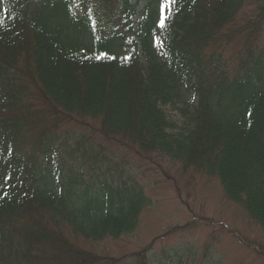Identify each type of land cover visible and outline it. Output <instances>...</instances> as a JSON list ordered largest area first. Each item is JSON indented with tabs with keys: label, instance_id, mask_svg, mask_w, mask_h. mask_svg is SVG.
<instances>
[{
	"label": "trees",
	"instance_id": "obj_1",
	"mask_svg": "<svg viewBox=\"0 0 264 264\" xmlns=\"http://www.w3.org/2000/svg\"><path fill=\"white\" fill-rule=\"evenodd\" d=\"M138 4L0 0V264L118 263L78 243L151 205L109 145L217 178L264 230V0H171L164 28Z\"/></svg>",
	"mask_w": 264,
	"mask_h": 264
},
{
	"label": "rangeland",
	"instance_id": "obj_2",
	"mask_svg": "<svg viewBox=\"0 0 264 264\" xmlns=\"http://www.w3.org/2000/svg\"><path fill=\"white\" fill-rule=\"evenodd\" d=\"M138 1L139 10L147 0ZM163 3L169 11L168 1ZM176 107L165 109L171 119L180 121ZM109 146L105 151L114 166L136 174L152 204L143 210L132 234L101 242L79 240V245L116 257L117 264H136L135 251L144 248H149L147 258L154 263L264 264V230L242 205L225 196L217 178L184 170L181 163L155 152ZM195 223V228L188 226ZM249 240L260 245L248 244Z\"/></svg>",
	"mask_w": 264,
	"mask_h": 264
},
{
	"label": "snow or ice",
	"instance_id": "obj_3",
	"mask_svg": "<svg viewBox=\"0 0 264 264\" xmlns=\"http://www.w3.org/2000/svg\"><path fill=\"white\" fill-rule=\"evenodd\" d=\"M173 2H174V0H173ZM166 6V4H164V3H162L161 5H160V7H161V12H160V17H159V21H158V26L160 27V28H164L165 27V19H166V17H165V15H164V13H163V8ZM97 58H99V57H97Z\"/></svg>",
	"mask_w": 264,
	"mask_h": 264
}]
</instances>
